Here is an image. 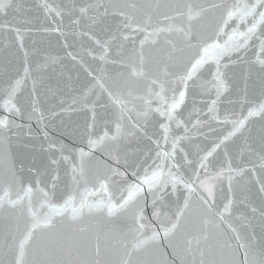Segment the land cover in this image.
<instances>
[{"label": "snow or ice", "instance_id": "snow-or-ice-1", "mask_svg": "<svg viewBox=\"0 0 264 264\" xmlns=\"http://www.w3.org/2000/svg\"><path fill=\"white\" fill-rule=\"evenodd\" d=\"M0 264H264V0H0Z\"/></svg>", "mask_w": 264, "mask_h": 264}]
</instances>
